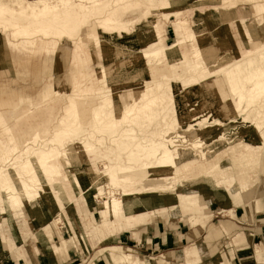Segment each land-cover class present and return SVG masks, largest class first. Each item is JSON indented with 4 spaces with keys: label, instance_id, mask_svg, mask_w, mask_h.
I'll use <instances>...</instances> for the list:
<instances>
[{
    "label": "rangeland",
    "instance_id": "rangeland-1",
    "mask_svg": "<svg viewBox=\"0 0 264 264\" xmlns=\"http://www.w3.org/2000/svg\"><path fill=\"white\" fill-rule=\"evenodd\" d=\"M11 1L1 2L6 10L0 7V108L4 109L13 129L0 131V140L8 145L5 149L10 156L6 160L7 156L0 150L1 240L12 219L22 224L23 231L15 235L18 240L28 237L27 244L55 251H59L60 245L65 247L69 243L86 245L88 222L82 208L84 204H90L94 213L95 220L91 224L97 229L94 238L99 239V226L105 219L96 210L105 209L109 204L110 212L105 214L117 216L123 210H133L142 204L137 201L142 192H145L142 196L149 199L173 193H197L205 204L196 228L200 231L198 239L168 257L167 264H181L179 258L184 248L194 244L200 247L202 264H210L233 249L237 243L236 234L244 231L243 225L235 221L234 211L239 207L253 217V224L260 215L262 221L256 225L260 227L258 232L264 231V95H257L252 101L245 96L240 105L235 103L237 111L230 114L222 110L219 97L212 94V89L228 88L227 78L236 79L239 72H245L249 62L254 63L253 71L264 69V0H184L180 5L167 0H69L68 6L64 5V0H21L20 6H11ZM47 5L50 8L44 11ZM169 8L183 10L181 18L185 23L178 26L188 29L196 38L188 37L177 50H166L160 56L144 59L141 52L166 49L176 42L172 23L169 24ZM176 19L172 16L171 21ZM167 24L168 43L163 37ZM201 49L202 58L190 53ZM72 50L75 53L83 51L86 55L84 66L88 76L77 86L73 80L75 54L71 58ZM184 59L189 61L187 68H196V71L185 72L181 68L174 76L168 65ZM102 67L106 68L105 84L112 87L114 95L125 90L120 94V101L125 104L136 98L134 91L126 89H139L144 83L162 81V76L167 75L171 80L163 81L161 88L154 89L143 101L147 104L161 97L164 102L160 109L170 110L166 119L150 127L146 125L143 132L133 123L136 107L134 114L122 123L123 127L102 129L101 125H89L90 116L101 105L97 95L105 88L98 79V70ZM152 68L157 71L152 73ZM212 73L216 75L210 77ZM207 76L209 79L201 82V87L191 86V82ZM48 84H53L57 92L50 86L41 96V89ZM245 85L249 89L253 82ZM172 93L175 94L174 104ZM220 97L226 101L230 95L225 91ZM22 98L33 100L22 102V106L36 107L42 100L44 106L27 110V115L15 121L11 111ZM115 103L119 110L117 96ZM74 105L80 118L78 123L72 124V115L69 120L65 118L69 116L68 108L73 109ZM21 109L20 114L26 113V107ZM19 126L23 130L27 127L28 139L36 132L30 142L17 145L10 139L12 132L15 135L20 132ZM190 128L204 132L198 134L202 136L200 140H194L196 137L190 135ZM123 135L125 139L121 138ZM82 148L89 150L87 161ZM168 149L171 153L164 154ZM178 149L184 155L182 161L174 165L171 158L177 156ZM37 150L52 151L46 163L34 162L41 155ZM66 150L73 151L71 162L62 155ZM76 157L82 158L81 161ZM187 164H191V171L186 168ZM107 166L112 168L107 169ZM241 166L245 167L244 175L251 177L242 179L243 188L247 183L253 184L240 200H236L228 191L239 193L237 187L226 191L223 187L215 188L214 184H231L235 180V170L239 172ZM53 179L64 181L57 185L62 188L65 184V189L58 191L60 197L77 199L67 203L64 211L53 205L54 210L49 213V202L55 197L47 184ZM18 184L25 190L28 199L25 203ZM43 185L46 187L41 192ZM35 198H39L38 207L32 210ZM210 204H213V212ZM3 207L7 208L5 212ZM10 212L13 213L11 218ZM172 217L183 221L190 229L187 217L174 209L147 217L134 228L126 229L125 225L116 238L142 237L151 222L156 219L169 221ZM230 226L235 230L227 233L225 229ZM262 241L264 245V238ZM128 248L118 250L130 251L146 264H160L164 257L153 260ZM82 264L90 263L87 260ZM105 264H110L109 257Z\"/></svg>",
    "mask_w": 264,
    "mask_h": 264
},
{
    "label": "crops",
    "instance_id": "crops-1",
    "mask_svg": "<svg viewBox=\"0 0 264 264\" xmlns=\"http://www.w3.org/2000/svg\"><path fill=\"white\" fill-rule=\"evenodd\" d=\"M167 1H170V3H175L174 5H180L182 2H184V0H167ZM251 4H253V1H251ZM182 12L183 10L174 11L172 10V8H169V13H170L168 16L169 24L172 23L176 40L178 38V33H179L178 31L179 23L181 24L185 23V20L181 18ZM172 16L176 17L177 19L175 21H171ZM169 24H167L165 34L163 35L164 39L166 40V43H168L167 38H168ZM185 30L187 34L196 37V35L188 31V29ZM187 48H189L188 45ZM71 53H72L71 55L72 58L74 57L75 51L72 50ZM82 57L85 59L86 55L83 54ZM73 68H74L73 80H76L75 78L78 72L74 66ZM87 72L88 71L86 70V73ZM82 78L84 77H79L78 79L79 83L83 81ZM50 86H52L53 90L56 91V89H54L53 87V84H48L45 87L43 86V88L41 89V93H40L41 96L42 93ZM27 100L33 101L32 99L22 98L15 106H13V110L11 111L13 120L20 121L23 118L24 114L27 115L29 111L39 109L44 106L43 100L42 102H39V104H37L36 107L22 106L21 103ZM23 107L27 108L26 113L24 111V113L21 112L22 114H20L19 112L22 110L21 108ZM3 123H5L6 125H2ZM20 128L21 127L19 126V129H17L20 131V132L17 131L16 133L17 135H15L14 132H12L11 135L9 136L10 139L11 140L13 139L17 145L27 143L30 139L34 137L33 135L36 133L35 132L28 139L27 132H25V129L27 127H25L24 130L23 128L21 129ZM2 130L4 131L9 130L11 132V130L13 129L9 124V120L7 116L4 114V109L0 108V131L2 132ZM0 143L2 144L3 142L0 140ZM1 147L5 151H7L5 148L8 149V145L4 143L3 145H1ZM1 165H4V163ZM244 166H241L239 172L235 170L236 173L235 180L231 184L229 185L225 183L222 185L214 184L215 188L223 187L226 191H228L227 189L237 187L239 193H236L234 191H228V193L231 194L233 198H235L236 200L237 199L240 200V196L243 193L248 192L253 184V182H251L252 184L247 183L246 185H244L243 188L241 182L242 179L248 180L251 178L249 176L244 175L243 173V168H245ZM54 179H56V177ZM54 179L52 183L47 184L49 190L53 192L54 195L53 198L55 197L53 202H49V206L47 208L49 213H51L54 210V208H51L53 205L58 206L60 210L64 211L65 210L64 208L67 203L77 199V197L72 200L69 199L67 196L60 197L58 191L64 190L65 184L64 187L61 188L57 185L62 184L64 181L62 179L61 180L60 179L54 180ZM19 186L21 189V193H23L24 195V199H25L24 203H25L28 201L25 195V190L22 187L23 185L20 184ZM44 187H46V185H43V187L40 188L41 192H44L42 191ZM147 192L156 193L160 191H147ZM143 193L145 192H142L137 200V201H141L142 204L137 205L133 210H129V211L126 210V212L123 210V212L116 214L117 216H114V214H103L104 212H101V210L100 211L96 210L100 212L101 216L105 219V222L99 226V230L101 234V238L99 239L94 238V236L97 234V229L96 227L93 226V224H91L95 220L94 213L91 210L90 204L89 205L87 203L84 204L82 208L84 211L85 219L88 222L87 223L88 226L86 228L87 229L86 245L82 244L81 242L72 245L71 243L68 242L69 244L65 247H62L60 245L58 247L59 251H55L53 250V248L47 250L43 246H35V245L33 246L27 244L26 241L28 240V237L24 239L23 237H20V240H18L15 234L18 232H22L24 228L22 224L20 223L18 224L17 221L15 220L12 221L11 219L10 226H8L6 231L4 232V240L0 239V264H82L84 261L87 260L90 264H105V262L107 263L108 257L110 264H146L137 255L131 253L130 251L118 250V249H126L129 246L130 247L128 248V250L130 248L136 249L141 255L148 256L153 260H157L158 258L164 256L163 258L160 259V264H167L168 257L170 258L173 257L172 254H177L184 246L193 243L198 239L200 231H197L198 229L197 225L202 219L203 210L205 209V204L202 202V199L199 197L197 193H173L170 194L168 197L151 196L153 197V199H149L147 197L142 196ZM34 200H36V203L31 204L30 208L32 210L38 207L37 201L39 200V198H35ZM19 203L21 207L24 206L23 202H19ZM126 204L130 206V204L128 203ZM212 205L213 204H210L211 212H213ZM257 205L258 208L261 209L260 201H257ZM174 209H178L179 211H181L183 217L184 216L187 217L188 223L191 226L190 229L183 221L181 220L178 221L172 217L171 219H169V221H162V219L154 220V222H151L146 227L147 231L142 237L138 235V237L134 239L133 238L134 236L132 237L130 235V236H126V238H124V236H119L116 238V235L122 232V230L124 229L123 226L126 225V229L134 228L136 227V225H138L140 221H142L147 217L155 216L157 214L169 213ZM6 210L7 208L3 207L2 211L5 212ZM8 215L11 218L13 216V213L10 212L8 213ZM234 215L236 219L235 221L243 225L242 230L244 231L243 233L238 232L236 234L235 241L237 243L234 244L233 249H230L229 251L224 253L222 256L218 257L210 264H260L258 261L264 262V245H261L263 243L262 239L264 238V231L258 232L260 231V227L256 225L257 223L262 221V219H260L261 216L257 215L256 223L253 224V217L248 215L241 207L237 208L234 211ZM234 230H235L234 226H230V228L225 229L227 233H231ZM126 239L129 242H127ZM179 260L181 264H202L200 260V247L194 244L184 248L183 254L179 258Z\"/></svg>",
    "mask_w": 264,
    "mask_h": 264
},
{
    "label": "bare ground",
    "instance_id": "bare-ground-1",
    "mask_svg": "<svg viewBox=\"0 0 264 264\" xmlns=\"http://www.w3.org/2000/svg\"><path fill=\"white\" fill-rule=\"evenodd\" d=\"M3 1V0H2ZM0 0V7L2 8V11L3 10H6L4 7H2V2ZM36 1H41V0H36ZM12 5L11 6H15V4H18L20 6V2L21 0H12ZM10 2V3H11ZM61 2V0H60ZM64 2V5L65 6H68L69 5V0H64L62 1ZM97 2V1H95ZM45 3V2H43ZM48 3V2H47ZM57 3V2H56ZM5 5V4H4ZM7 5V4H6ZM9 5V3H8ZM22 5V4H21ZM29 6V4H28ZM33 7V6H32ZM37 7V6H36ZM30 9V7H28ZM27 8V9H28ZM44 11L49 9L50 7L47 5V6H44ZM11 9V8H10ZM35 9V8H34ZM21 10V9H20ZM26 10V9H25ZM51 10V9H50ZM12 11V9H11ZM23 11V10H22ZM35 11V10H34ZM43 11V10H42ZM43 11V12H44ZM17 12V11H16ZM27 12V11H26ZM15 13V12H14ZM20 13V12H19ZM34 13V12H33ZM32 13V14H33ZM22 14V13H21ZM26 14V13H24ZM23 14V15H24ZM31 14V13H30ZM31 14V15H32ZM35 14V13H34ZM33 14V15H34ZM39 13H37L38 15ZM41 14V12H40ZM39 14V15H40ZM32 15V16H33ZM117 15V14H116ZM27 16V15H26ZM29 16V15H28ZM34 17V16H33ZM27 18V17H26ZM108 19V18H107ZM13 20V19H12ZM14 22V21H13ZM16 22V21H15ZM21 22V21H20ZM112 23V22H111ZM122 24V23H121ZM14 26V25H13ZM178 36L179 38L176 40V42H174L173 44H171L168 48L166 47V49L162 48V49H156V50H151V51H144V52H141V56L146 59V58H152V57H157V56H160L162 55L163 53L166 52V50H177L179 48V46H182V44H184V41L185 39H187L188 37L189 38H192L195 39L196 37H194L193 35H190V34H187L185 32V29H182V27L178 28ZM20 32V31H19ZM27 33V32H25ZM24 33V34H25ZM28 34V33H27ZM120 34V33H119ZM98 35V34H97ZM184 36V37H183ZM106 44V43H105ZM115 46V45H113ZM215 47V46H214ZM111 48V47H110ZM109 48V49H110ZM120 48V47H119ZM118 48V49H119ZM113 49V48H112ZM116 49V48H115ZM206 50V49H205ZM121 51V50H119ZM94 52V51H93ZM106 52V51H105ZM108 53V52H106ZM122 53V52H121ZM192 55L194 54L196 56V58H202V54H203V51L202 49L201 50H198V51H194V52H190ZM206 53V52H204ZM216 53V52H215ZM84 52L83 51H80V52H76L75 53V57L74 59H72V65L76 68L77 70V74H76V80H75V85L77 86L79 84V77H87L88 74L86 73V69H85V66L84 64L86 63V58L84 59L82 56H83ZM116 54V52L114 53ZM170 54H174V53H170ZM251 54V53H250ZM106 55V54H105ZM127 55V54H126ZM138 55V54H137ZM176 55V54H174ZM123 56V55H122ZM125 56V54H124ZM136 56V55H135ZM140 56V55H139ZM95 57V56H94ZM137 57V56H136ZM168 57H169V54H168ZM114 58V57H113ZM97 59V58H96ZM107 59V58H106ZM140 59V58H139ZM116 61V59H115ZM130 61V59H129ZM151 61V60H150ZM113 62V60H112ZM123 62V61H122ZM132 62V61H130ZM150 63V62H149ZM189 63L188 60H180L178 62H172V64H169V68L171 70V73L174 74V76L176 75V70H179L181 68V70H186L185 72H189V71H196L195 69H188L187 68V64ZM117 64H118V61H117ZM126 64V63H125ZM148 64V63H147ZM179 64V66L177 65ZM253 62H249L248 63V68L245 70V72H239L240 74H238V77L236 79H231V77H228L227 78V86L228 88H224V89H221L219 90L221 94L225 93V91L230 95V98H228L226 101H223L220 97V93L217 89H212L213 91V95H217V98L218 100L220 99V101L222 102L223 106L221 107L222 110H226L228 112L231 113H234L237 111V108H238V105H240L243 101V99L245 98V96H248L249 98V101H252L254 97H256L257 95H264V69H261L259 71H253L251 70V68L253 67ZM115 65V64H114ZM119 65V64H118ZM201 65V64H200ZM94 66V65H93ZM121 66V65H120ZM125 66V65H124ZM228 66V65H227ZM109 67V66H107ZM112 67V66H111ZM115 67V66H114ZM229 67V66H228ZM224 69V68H222ZM108 70V69H107ZM110 70V69H109ZM115 70V69H113ZM157 71L156 68H152L151 69V72H155ZM99 72V76H98V79L101 81V83L103 84V90L97 95V98L100 99V102H101V105L98 106L96 108V110L92 113V115L90 116V121H89V125L92 124V127L94 126H100L101 125V128H109V127H113V126H118L120 125V127H123L122 126V123L125 122L127 120V118L134 114V111H135V108L138 107L136 109V113H135V116L133 118V123L138 126L141 130H143V132L145 131L144 128L146 125L148 127H150L152 124H156V122L158 121H164L166 119V116L169 114V111L168 110H165V109H160V105L164 102V100L161 98V97H156L154 99H152L151 101H149L147 104H144L143 101L146 100L150 93L154 90V89H159L161 88V86L163 85V83L166 81H170L171 79L167 76V75H163L162 76V81H151V84H147V83H144L142 85V87H140L139 89H136V88H128L126 89L127 90H131V91H134V95H135V99L134 100H131L129 101L128 103H121L120 101V94L125 92V90L123 91H120L119 94L117 95H114V92H113V89L110 85L108 84H105V79H107V75H106V68L105 67H102L101 69L98 70ZM108 72V71H107ZM112 74V73H111ZM217 74H218V71H217ZM216 73H212V76L210 77H213L215 76ZM204 76V75H203ZM176 79V78H174ZM209 77H202L200 80H196L194 81L193 83L191 82V86L193 85H200L201 82H204L206 80H208ZM164 81V82H163ZM248 82V83H251L253 82V85L247 89L245 83ZM128 81L125 83L127 84ZM169 83V82H168ZM188 84V83H187ZM190 84V83H189ZM119 85V84H117ZM115 87V86H113ZM185 87H188V86H185ZM138 88V87H137ZM117 89V88H116ZM204 91V90H203ZM207 92V91H206ZM84 95V94H83ZM161 95V94H160ZM212 95V96H213ZM117 96L118 98V101H119V104L121 105L120 106V109L118 110L117 106H116V103H115V97ZM197 96V95H196ZM82 97V96H81ZM167 97V96H165ZM170 98V97H169ZM175 94L172 93L171 94V102L172 104L175 103ZM236 100H238V102H236ZM238 105H236V104ZM169 106V105H168ZM167 106V107H168ZM174 106V105H173ZM206 106V105H205ZM221 106V105H220ZM172 108V107H171ZM170 108V109H171ZM174 108V107H173ZM78 108L76 107V105H74L73 109L68 108V112H69V116H67L65 119L66 120H69L70 116L73 117L72 119V124H75V123H78L77 122V119L80 118L79 114H78ZM174 110V109H173ZM174 115V114H173ZM175 118H173L174 120ZM62 121V120H61ZM82 124L84 123V120L81 118V121H80ZM233 122H236L233 120ZM172 123V122H171ZM170 123V124H171ZM174 123V122H173ZM130 124V123H129ZM169 124V125H170ZM179 124V123H178ZM212 124V123H211ZM220 124V123H219ZM80 125V124H79ZM131 125V124H130ZM177 125V123H176ZM175 126V124H174ZM179 126V125H178ZM172 128V127H171ZM2 129V128H1ZM6 129V128H4ZM124 129V128H123ZM122 129V130H123ZM162 129V128H161ZM176 130V129H175ZM191 130V133L190 135L192 137H196L194 140H200V138L202 137H199L198 134L199 133H204L203 131L202 132H198V130L194 129V128H190L188 129V131ZM152 131V130H151ZM155 131V130H154ZM172 131V130H171ZM3 132V130H2ZM5 132V131H4ZM9 132V130H8ZM7 132V134H8ZM168 134V132L166 133V135ZM206 134H209V132H206ZM6 135V134H5ZM160 136V135H159ZM165 136V135H164ZM178 136H180L178 134ZM121 138L125 139V136L123 135ZM129 138V137H128ZM184 138V137H183ZM172 139V138H170ZM36 140V139H34ZM177 140V139H176ZM132 141L136 142V138H133ZM167 141V140H166ZM172 141V140H171ZM205 141V140H204ZM33 142V141H32ZM36 142V141H35ZM34 142V143H35ZM173 142V141H172ZM8 143V142H7ZM143 144V143H142ZM3 145V144H2ZM30 145V143L28 144ZM77 145V144H76ZM171 145V144H170ZM72 146V145H71ZM130 146V145H129ZM201 146V145H200ZM70 147V146H69ZM145 147V146H143ZM177 147V146H176ZM52 150V148H49ZM54 149V148H53ZM93 148H90V150H92ZM177 149V148H176ZM0 150L3 152V154L5 156H7L6 160H9V154H7V151H4V149L0 146ZM29 150V149H28ZM163 151V150H162ZM27 152V149L26 151ZM52 152V151H51ZM50 151H43V150H37V153L41 154L38 158L34 159V162L35 163H38V164H44L46 163V161L48 160V158H50V154H51ZM75 153L78 152V150L74 151ZM81 152L84 153V156H86L85 160L87 161L89 156H88V153H89V150H85L84 148L81 149ZM171 153V150L168 149V150H165L164 154H170ZM73 154V151L72 150H66L64 151V153H62V155L64 156V158L68 161L71 162V159H70V155ZM79 154V153H78ZM81 154V153H80ZM74 155V154H73ZM183 153L181 151V149H178V153H177V156L175 157H172L171 160L173 161V164H177V163H180L183 159ZM93 156V155H92ZM77 158V157H76ZM79 158V157H78ZM77 158V159H78ZM80 159V158H79ZM82 159V158H81ZM81 159L79 161H81ZM78 161V160H77ZM84 161V159H83ZM196 161V160H193V162ZM184 162V161H183ZM192 162V161H191ZM33 163V162H32ZM213 163V162H211ZM208 162V164H211ZM204 164H197V166H202ZM191 166V164H187L186 168H189ZM112 167H108L107 166V169H110ZM190 169V168H189ZM191 171V169L189 170ZM15 191V190H14ZM101 212H104L103 214H105L106 212H110V204L108 206H106L105 209H102Z\"/></svg>",
    "mask_w": 264,
    "mask_h": 264
}]
</instances>
